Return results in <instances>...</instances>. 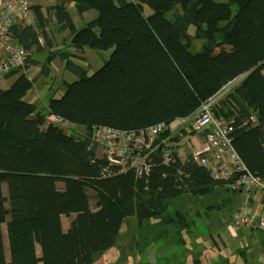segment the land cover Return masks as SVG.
<instances>
[{
  "label": "trees",
  "instance_id": "obj_1",
  "mask_svg": "<svg viewBox=\"0 0 264 264\" xmlns=\"http://www.w3.org/2000/svg\"><path fill=\"white\" fill-rule=\"evenodd\" d=\"M66 1L47 11L71 31L75 50H114L90 75L68 51L50 52L47 67L59 55L78 79L42 109L25 98L36 78L21 68L6 74L16 78L0 86V264H97L101 253L117 244L127 219L137 220L140 241L144 228L162 224L186 193L201 198L232 190L191 152L183 158L168 142L152 152L148 173L120 172L99 154L96 125L140 129L170 123L236 82L213 110L232 121L239 156L264 179V0H73L80 13L99 12L79 29ZM144 4L152 14H145ZM33 7L42 22L41 7ZM11 30L27 49L39 43L40 32L32 25L14 23ZM192 39L202 42L199 49L190 47ZM51 115L84 126V133L66 132ZM168 144L174 157L165 163L162 148ZM235 195L222 196L208 209L231 210ZM64 216H72L68 229ZM159 227L160 236L169 234Z\"/></svg>",
  "mask_w": 264,
  "mask_h": 264
},
{
  "label": "built area",
  "instance_id": "obj_2",
  "mask_svg": "<svg viewBox=\"0 0 264 264\" xmlns=\"http://www.w3.org/2000/svg\"><path fill=\"white\" fill-rule=\"evenodd\" d=\"M31 6V0H8L4 5L0 17V43L5 46L6 53L0 58V86L7 73L20 68L24 71L33 58L30 51L15 39L11 30L16 20L26 17ZM232 87L233 84L225 86L217 95L203 102L193 114L170 123L161 121L140 129L96 125L94 140L104 147V156L110 163L118 165L120 172L134 169L141 174L143 170L147 173L150 171L151 154L162 142H167L160 140L167 130H171L173 135L179 133L181 137L190 129L200 132L203 138L196 141L197 146L191 152L194 160L207 168L214 179L225 181L230 189L257 192L264 197V179L247 167L235 148L232 121L217 117L213 110L218 99ZM256 119V116H252L253 121ZM51 120L64 126H74L68 119L57 115H52ZM169 144L162 148L165 163H170L174 157ZM230 224L236 228L264 229V218L247 212H235L230 217ZM261 260L264 264V253Z\"/></svg>",
  "mask_w": 264,
  "mask_h": 264
},
{
  "label": "rangeland",
  "instance_id": "obj_3",
  "mask_svg": "<svg viewBox=\"0 0 264 264\" xmlns=\"http://www.w3.org/2000/svg\"><path fill=\"white\" fill-rule=\"evenodd\" d=\"M226 1V0H221ZM243 2H247L248 0H242ZM68 2H71L72 8H69L70 16L73 21V24L76 28H81L84 23V17L85 18H91L93 14L98 13V9H91L86 11L85 13H80L77 8L75 7L76 3L73 0H68ZM236 7H233V10H235ZM154 9L150 7L147 4H144V12L146 15L152 14ZM168 17H172L171 13L167 14ZM193 28L191 29V32ZM61 42L60 47H62L64 50H67L71 53L76 52L77 54H71V59L78 64L82 65L86 68L87 74H93L95 71H97L100 67H102L105 62L110 59L111 54L114 50L113 47L109 49H95L92 47H87L84 53L77 52L75 48L70 43V30H66L65 33L61 34ZM202 45V42L197 39H192L190 41V47L193 50L199 49ZM30 75V74H29ZM16 76H11L5 79L1 87H8ZM47 81H51L54 83L52 86H48L47 84H43L40 89V96L42 98L38 99L37 94L35 93V88H32V93L29 94V96H26V100L28 101H35L36 106L38 109H42L45 105V102H48L53 97H60L67 89V84L63 85V83H60V80H65L67 82L74 81L78 79V76L74 74L73 72L69 71L66 68V61H63L59 58H56L54 62L52 63V73L46 78ZM238 82V81H237ZM236 83V82H234ZM233 83V85H234ZM232 89V88H231ZM231 89L227 90L220 98H222L226 93H228ZM219 98V99H220ZM218 99V100H219ZM65 131L68 133H71L73 128L75 131L80 132L81 134L84 133L85 127L82 125L78 126H64ZM72 128V129H71ZM188 133L189 135H186ZM199 133V134H198ZM179 133H175L171 139L169 140L171 144H175V148L180 153L181 157L185 158L190 152L193 151L195 146H197L195 143L198 140H202V134L200 132H194L193 130H189L184 132V136H179ZM186 135V136H185ZM99 154L104 155V147L99 146L98 147ZM59 188L63 187V184L61 182L58 183ZM230 192H226L222 189L218 190L217 195L213 196H203L201 198L195 197L189 193L183 195V198L180 200L175 201V205L171 208V213H167L165 216V224L163 227L166 230H169V234L167 236H163L162 232L160 233L162 236L159 235L158 229L160 227H152V224L150 227L144 228L146 231L143 234V228H139L140 231H142V236L140 241L138 240V234L137 229L138 224L137 220L135 218H129L127 219L122 226V234H120V237L118 239V242L115 246H113L111 249H107L105 252L101 253L99 256V261H97V264H169L168 260L165 259L166 257L165 252L161 249H167L162 248L164 245H167L165 247H168L170 244L174 245L173 247H182L183 241H181L182 238L188 239V234L191 230V234L193 237L197 240L205 241L204 244L206 246L211 247L210 250H219L218 246L216 245V241H214V236L217 237L218 233L221 235L224 234L226 241H227V247L230 250L237 251V248H240V239L242 237L238 238H232L231 234H229V231H226L223 227L221 228V232L217 231L215 232V227L213 225V217L216 214V210H210L208 207L212 204H214L217 200H219L222 196H226L228 194L235 193L234 191L229 190ZM92 196V203L94 204V196L93 191H89ZM233 192V193H232ZM237 193V192H236ZM248 194H255L256 197H263L260 193L257 192H251L248 193L246 191H243L242 198L240 200V204L237 203L234 204V207H232V212H237V208H241V204L245 203V197ZM231 195V196H232ZM264 198V197H263ZM178 213V215L176 214ZM64 222L65 224L69 221L71 216H64ZM150 221H154V219H150ZM147 223H143L142 226L144 227ZM186 226V227H185ZM150 228V229H149ZM3 229L6 233L7 227L6 224H3ZM149 229V231H148ZM178 231H175L177 230ZM228 229L233 233H237V229L243 230L241 228H236L228 223ZM262 230V229H260ZM247 231V230H243ZM263 231V230H262ZM151 233V234H148ZM148 234V235H147ZM212 234V235H211ZM154 236V237H153ZM152 237V239L150 238ZM165 237V238H164ZM193 238V239H194ZM178 239V241H176ZM192 239V240H193ZM173 240V241H172ZM172 241V242H170ZM166 243V244H165ZM158 248V251L156 250ZM172 249V248H171ZM226 249V250H228ZM222 250V249H221ZM224 251V250H223ZM228 253V251H226ZM236 255V254H235ZM171 259V257L169 258ZM187 257L183 256L182 260H186Z\"/></svg>",
  "mask_w": 264,
  "mask_h": 264
},
{
  "label": "crops",
  "instance_id": "obj_4",
  "mask_svg": "<svg viewBox=\"0 0 264 264\" xmlns=\"http://www.w3.org/2000/svg\"><path fill=\"white\" fill-rule=\"evenodd\" d=\"M7 1L8 0H0V17L3 14L2 11H3L4 5L6 4ZM31 2H32L31 10L28 12L26 17L23 19L16 20L15 24H18L21 26H25V25L29 24V25L34 26V28L38 32H40L39 43L28 49L33 58L28 63L29 67L27 69H25V72L28 75L30 74L29 77L36 78V81H35L33 88H35V91H36L35 93L37 94V98L40 99V98H42L40 96V93H41L40 89H41L42 85L43 84H47L48 86L54 85V83H52L51 81H47V79H46L52 73V63L54 62V60L56 58L63 60L62 58H60L59 55H57L50 60V62L48 63V67H47L46 64L49 61L48 56L51 55L50 52H52V51L64 50L62 47H60L59 44L62 40L61 34L65 33L66 30H68V29L64 30L61 28V24L58 23V20L56 17L57 15L54 11H52V12L47 11L48 7L55 6L56 4H58L60 2V0H31ZM33 6H40L41 7L42 12L45 16L44 19H42V22L37 19L36 11H35ZM65 7H66V10L69 14L70 13L69 8L73 7L71 2L66 1ZM85 12H83V13H85ZM98 14H99V12L96 14H93L94 17H92V18L97 17ZM69 16H70V14H69ZM70 18H71V16H70ZM90 20H92V19L84 17V23L85 24L87 22H89ZM39 24L41 25V27L39 26ZM15 39L19 43H21V41L18 38H15ZM71 39H72V34L70 31V43H71ZM5 53H6L5 46L2 43H0V58L2 56H4ZM69 53H70V56H71V54H77L76 52H74V53L69 52ZM63 61H66V60H63ZM7 78L8 77L6 76L5 79H7ZM60 83H63V85H65L67 83V81H65L63 79V80H60ZM30 93H32L31 90L28 92V94L26 96H29ZM30 102L36 104L35 101L30 100ZM46 104H47V102H45V105ZM51 117H52V115L49 116L48 119L50 120ZM172 136H173V132L168 137L163 138V140L170 143L169 138H171ZM171 145H175V144H171ZM236 192L237 193H234V194H236L235 195L236 196V202L234 204H236V203L240 204V200L242 198L243 191L237 190ZM228 195L231 196L232 194H228ZM228 195H226V196H228ZM245 200H246V202L241 204V206H240L241 208H239V207L237 208V210H239L237 212H247L248 214L256 216L257 218H264V198L263 197L260 198V197H256L255 194H248L245 197ZM233 207H234V205H233ZM232 209L229 210L227 208V209L220 210V211L216 210L217 215H215L213 217L212 221H213V225L215 227L214 228L215 232H217V231L221 232V228L223 227L226 231H229L228 233L231 234L232 238L236 239L238 237H242L240 239L241 247L237 248V251H233V250L228 249V247H227L228 244H227V241H226L224 234L221 235L220 233H218L217 237L214 236V241H216V245L218 246V249H219L217 251L216 250H210L211 247H208V246H206V244H204L205 241L203 240V237L201 238L202 241H200V240L195 239L192 234H188V239L186 240L183 238L184 243H183V246L180 248L179 247H173L174 245H172V244H170L168 247H165L167 245H164L162 248H167L165 250L161 249L165 252L166 257H164V258L168 260L169 264H263V262L261 260V255L264 253V229H262L263 230L262 231V230H260V228H252V229L241 228V229L247 230V231L237 229V233L233 234L228 229V223L230 222V217L233 213H235V212H232ZM176 214L178 215V213H176ZM71 218H72V216H71ZM71 218L69 219V221L66 224H65L64 218H63L64 229H68ZM165 223L166 222L163 221V223L160 225H164ZM155 226L159 227L158 224H156ZM121 234H122V232H121ZM3 235H4L6 253H7V256H9L10 251H9V244H8V233H7V231L5 233L4 229H3ZM172 241H170V242H172ZM176 241H178V239H176ZM181 241H182V239H181ZM111 248H109V249H111ZM226 249H228V250H226ZM156 250L158 251V248H156ZM226 251H228V253ZM183 256H186L187 259L182 260ZM170 257H171V259H169Z\"/></svg>",
  "mask_w": 264,
  "mask_h": 264
}]
</instances>
